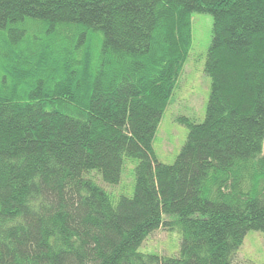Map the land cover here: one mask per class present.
Segmentation results:
<instances>
[{"label": "trees", "instance_id": "1", "mask_svg": "<svg viewBox=\"0 0 264 264\" xmlns=\"http://www.w3.org/2000/svg\"><path fill=\"white\" fill-rule=\"evenodd\" d=\"M194 11L209 96L166 163ZM263 138L264 0H0V264H235L264 231ZM160 226L177 252L139 250Z\"/></svg>", "mask_w": 264, "mask_h": 264}, {"label": "rangeland", "instance_id": "2", "mask_svg": "<svg viewBox=\"0 0 264 264\" xmlns=\"http://www.w3.org/2000/svg\"><path fill=\"white\" fill-rule=\"evenodd\" d=\"M33 26H29V30ZM211 33V15L207 12H192L188 54L152 140V147L159 161L172 163L185 141L188 127L178 120L179 117H187L196 122L204 118L210 90V77L204 71V63ZM126 163L120 181L114 185L102 184L104 188L113 193L132 192L136 160L127 159ZM178 247V232H169L160 226L145 237L139 250L171 255L177 252ZM235 264H264V231L249 230L246 233Z\"/></svg>", "mask_w": 264, "mask_h": 264}]
</instances>
